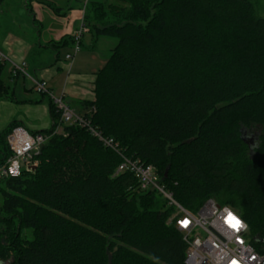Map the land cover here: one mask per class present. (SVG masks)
Returning <instances> with one entry per match:
<instances>
[{
	"label": "trees",
	"instance_id": "trees-1",
	"mask_svg": "<svg viewBox=\"0 0 264 264\" xmlns=\"http://www.w3.org/2000/svg\"><path fill=\"white\" fill-rule=\"evenodd\" d=\"M33 2L45 0H28L31 16ZM84 23L118 44L79 114L152 166L190 213L208 200L240 213L249 242L264 250V18L253 1L89 0ZM73 44H54L57 58ZM5 69L0 62V100H14ZM41 98L52 126L30 132L47 137L36 169L0 179V264H185L175 207L141 191L133 174H116L119 154L63 125ZM18 127L0 131V169Z\"/></svg>",
	"mask_w": 264,
	"mask_h": 264
},
{
	"label": "built area",
	"instance_id": "built-area-1",
	"mask_svg": "<svg viewBox=\"0 0 264 264\" xmlns=\"http://www.w3.org/2000/svg\"><path fill=\"white\" fill-rule=\"evenodd\" d=\"M88 1L85 0V7ZM88 31L83 20L73 35L72 53L66 56L67 61H74L75 56L81 52L82 39ZM0 62L10 64L13 77L31 78L36 93L46 96L54 103L63 125L86 129L105 148L119 154L122 162L116 174H133L141 191H154L162 195L169 206L175 207L176 228L183 233L189 246L185 264H264V250L256 249L249 242V227L240 213L230 207L219 206L214 200H208L198 213H190L175 201L152 166H146L138 159L126 155L115 140L103 136L84 114H79L65 101V94L56 96L47 82L28 75L27 63L17 65L1 52ZM46 141L45 135H32L23 127L14 129L8 137L13 155L7 165L0 169V179L20 177L23 169L33 166L34 156Z\"/></svg>",
	"mask_w": 264,
	"mask_h": 264
},
{
	"label": "rangeland",
	"instance_id": "rangeland-1",
	"mask_svg": "<svg viewBox=\"0 0 264 264\" xmlns=\"http://www.w3.org/2000/svg\"><path fill=\"white\" fill-rule=\"evenodd\" d=\"M26 1L27 0H7L6 4L0 7V52L4 54L11 62L17 65L22 64L24 48L27 47L29 43H35L38 41V34L40 32V27L37 24L36 26L33 25L32 18L29 16L25 8ZM49 1L53 2L57 8L62 10L66 9V7H64L65 4L62 2H56V0ZM100 1H103L106 4L113 3V0ZM252 1L255 4L257 16L264 18V0ZM6 34H8L7 38L10 37V34L17 35L18 39L20 40H18L11 48H9L8 46L4 45L2 41L4 38L3 36ZM43 40H45V38ZM117 44L118 40L116 39L102 38L93 49L91 35L86 33L84 35V49L75 56L74 61L66 60V55L72 53V48L71 50L69 47L62 48L60 51V60L58 61L57 66H54L52 69H50L51 73H53V76L57 74L56 79H58V88L56 89L57 92H54L56 96H60L64 93L61 92V90H63L65 87V83L68 84V80V87L71 89H77L79 86V83L77 82L78 77H92L95 73L101 70L106 65L112 50L117 46ZM52 61H54V59H52ZM28 75L30 74L28 73ZM30 76L32 78H36L39 81H45L51 78L49 74L44 73H37V77L32 75ZM3 79L6 85L11 87V91L13 92L15 84L12 82L16 78L11 77V66L9 63H6ZM23 79L25 80V90L23 87L24 84L20 83L16 89L14 100H11L10 98L0 100V131L5 130L14 119L17 121L21 119L29 121V123H27L28 130H34V128H50L47 100H45V103L43 102V106L36 108L21 106V104L15 103L16 99L19 101L23 100L25 98L24 96H26L25 93H28L30 97L34 99L41 98L40 94L34 92V83L32 79L27 76H24ZM69 104L73 107V109L76 108L74 103L69 102ZM57 131L59 132L60 129ZM250 137V134H248V140L251 139ZM33 167H36V163L33 164ZM24 238L31 239L32 234L27 231L24 234Z\"/></svg>",
	"mask_w": 264,
	"mask_h": 264
},
{
	"label": "crops",
	"instance_id": "crops-1",
	"mask_svg": "<svg viewBox=\"0 0 264 264\" xmlns=\"http://www.w3.org/2000/svg\"><path fill=\"white\" fill-rule=\"evenodd\" d=\"M56 2H62L63 4H65L64 7H66V9L62 10L60 8H57L56 5L53 4V2L49 0H45V3L33 2L30 5V8L32 10V16L27 10L28 0L25 2V8L29 16L32 18L33 25L36 26L37 24L40 27V32L38 34V37H39L38 41H36L35 43H29L27 47L24 48L23 55H22L23 56L22 63L24 62L27 63L28 73L30 75L34 77H37L36 76L37 73H44V74L50 75L51 78L49 80H45V79L43 80H45L48 83L50 89L53 92H57L56 89L58 88V79H56L57 74L53 76V73H51L50 69H52L54 66L55 67L57 66V63L60 60L61 52H59V59H58L56 51L55 49H53L52 46H54V44H58L64 38H72L75 32L81 26L82 21L84 20V15H85L84 0H56ZM86 33L90 34L89 31ZM7 35L8 34L3 36L4 38L2 41L4 45L8 46L9 48H11L18 40H20L18 39L17 35L10 34V37L8 38H7ZM44 38L45 40H43ZM91 38H92V44H93L92 48L94 49L96 47V44L102 38L96 40L93 35H91ZM67 47H69V49L71 50L72 45H69ZM83 49H84V36L82 39L81 51ZM10 53L13 54L12 52ZM52 59H54V61H52ZM95 75L96 73L92 77H87V76L78 77L77 82L79 83V86L77 89L69 88L68 87L69 80H68L67 81L68 84L65 83V87L63 88V90H61V92H64L63 94H65L66 102L68 104L69 102L74 103L76 106L75 110L78 113H83L81 111L80 106H78V103L80 101H93L94 100L93 90H94ZM12 83L15 84L14 90H13L14 97H15L16 89L18 88V85L20 83L24 84L23 87L25 90V80L23 79L22 76H18ZM25 94L26 96H24L25 98L23 100L19 101L18 99H16L15 103L17 104L19 103L21 104V106H26V107L28 106V107H35V108L44 105L45 100H41L42 98L34 99V98H31L28 93H25ZM47 110L49 113L50 128H51L52 120L50 117L49 105H47ZM13 121H17V120L14 119ZM18 122L21 123L23 128L28 130L27 123H29V121L21 119ZM43 130H48V129L34 128V130H30L29 132L31 131L38 132V131H43Z\"/></svg>",
	"mask_w": 264,
	"mask_h": 264
},
{
	"label": "water",
	"instance_id": "water-1",
	"mask_svg": "<svg viewBox=\"0 0 264 264\" xmlns=\"http://www.w3.org/2000/svg\"><path fill=\"white\" fill-rule=\"evenodd\" d=\"M33 169H36V167H33ZM167 172H168V171H167ZM167 172H166V174H165V177H166V176H167V174H168Z\"/></svg>",
	"mask_w": 264,
	"mask_h": 264
}]
</instances>
